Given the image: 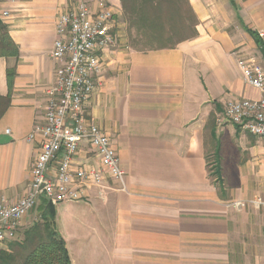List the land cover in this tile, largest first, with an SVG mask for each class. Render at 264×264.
I'll return each mask as SVG.
<instances>
[{
	"label": "crops",
	"instance_id": "obj_1",
	"mask_svg": "<svg viewBox=\"0 0 264 264\" xmlns=\"http://www.w3.org/2000/svg\"><path fill=\"white\" fill-rule=\"evenodd\" d=\"M187 1L194 36L147 49L118 38L102 56L86 112L109 135L125 176L102 196L94 189L84 201L55 206L58 213L72 204L85 217L68 235L81 243L70 245L59 231L72 264H264V206L250 202L264 198V137L224 117L227 102L260 96L243 80L236 53L264 59V0ZM77 3L0 1L17 48L0 56V95L9 96L0 116V196L7 204L29 190L40 137H28L43 121L55 82L57 20ZM113 3L122 27L120 2ZM234 201L243 204L235 208ZM91 216L103 218V227L90 226ZM99 245L105 259L93 255Z\"/></svg>",
	"mask_w": 264,
	"mask_h": 264
},
{
	"label": "built area",
	"instance_id": "obj_2",
	"mask_svg": "<svg viewBox=\"0 0 264 264\" xmlns=\"http://www.w3.org/2000/svg\"><path fill=\"white\" fill-rule=\"evenodd\" d=\"M108 1L78 0L76 8L57 20L58 38L51 52L58 62L55 82L47 90L43 121L34 126L28 137L33 140L39 136L40 147L27 194L13 204H7L0 196V251L16 241L23 218L39 200L52 206L80 202L94 189L102 196L105 189L125 176L109 135L86 112L102 71V56L119 38L116 12ZM258 35L264 37L263 31ZM236 64L243 80L260 96L227 102L224 117L243 132L263 138L264 59L237 52ZM250 202L255 208L264 206V198ZM231 204L239 208L243 203Z\"/></svg>",
	"mask_w": 264,
	"mask_h": 264
},
{
	"label": "trees",
	"instance_id": "obj_3",
	"mask_svg": "<svg viewBox=\"0 0 264 264\" xmlns=\"http://www.w3.org/2000/svg\"><path fill=\"white\" fill-rule=\"evenodd\" d=\"M2 1V0H0ZM124 22L151 48L171 47L196 34V18L187 0H119ZM172 38H180L173 42ZM136 41V42H137ZM7 26L0 19V56L16 55ZM11 73L8 72V75ZM9 96L0 95V116ZM40 221L24 232V240L0 251V264H72L65 242L56 229L55 206L42 200L37 207Z\"/></svg>",
	"mask_w": 264,
	"mask_h": 264
},
{
	"label": "rangeland",
	"instance_id": "obj_4",
	"mask_svg": "<svg viewBox=\"0 0 264 264\" xmlns=\"http://www.w3.org/2000/svg\"><path fill=\"white\" fill-rule=\"evenodd\" d=\"M108 2L111 3L113 8H115L113 0H109ZM119 6L121 7L120 4H119ZM120 11L122 12V9ZM120 18H121L120 21L122 23L124 21L123 15H121ZM116 20H117V17H116ZM117 30L119 33V38H129L128 44L130 46L137 48V49H147L150 47V46H148V45H146L140 41L139 42L137 41L138 39L140 40L139 36L136 34V32L133 29H128L127 23H125V22L122 23V27H118ZM120 32H121V35H120ZM209 170H210V174H212V178L215 179L216 177H218V172L216 170H213L212 167ZM219 184L220 183L218 181V185ZM65 206L66 205L60 206L58 213H56V217H55L56 229L58 231L64 233L66 240L68 241V243L70 245H71L70 241H72L73 245H75V244H78L79 241L76 238H75V240H74V238L70 239V236H68V235L75 233L74 231L79 226V222L81 221V219H83L85 217L81 218V215L79 214V212H76V210L72 209V206H73L72 204H70V207H68L67 209H64ZM27 217H28L29 221H27V223L22 225L20 232L17 235L16 241H13L12 243L23 241L24 240V232L26 230L30 229V227L33 226L34 223L40 221L39 214H38L36 209H34ZM89 218H90L89 219L90 226H94V228H96V230H98L100 228V226L103 227V225H101L102 220L104 221L103 218L102 219L96 218V220H92L93 219L92 216ZM80 236L81 235H79V237ZM87 237H90V236H87ZM87 237H86V239H87ZM86 239L84 240L85 242L87 241ZM96 239H98V241H99L98 237ZM79 243H81V242H79ZM8 250H9V246L5 250H2V251H8ZM97 252H99V256H100L99 258L100 259H105V257L103 256L104 252L101 250L100 245H99V248L96 247V252L93 254L95 258H96ZM91 255H92V253H91ZM81 262H82V260H80V264H81ZM82 264H83V262H82Z\"/></svg>",
	"mask_w": 264,
	"mask_h": 264
}]
</instances>
